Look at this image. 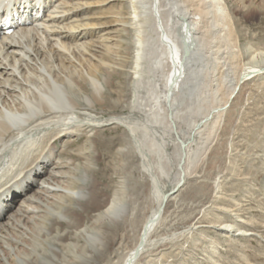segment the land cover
<instances>
[{
    "label": "bare ground",
    "instance_id": "obj_1",
    "mask_svg": "<svg viewBox=\"0 0 264 264\" xmlns=\"http://www.w3.org/2000/svg\"><path fill=\"white\" fill-rule=\"evenodd\" d=\"M108 1L129 3V21L100 15L104 0H0V9L12 17L30 12L24 26L0 36V264H68L72 252L62 247L71 245L67 235L87 246L81 250L87 258L80 257L86 264H97L94 254H109L110 230L90 228L84 213L94 215V225L99 218L115 224L125 222L129 204L117 192L105 201L94 174L76 161H98L100 144L112 141L103 131L114 125L131 132L130 149L140 158L155 202L121 263L138 264L164 240L154 235L168 203L210 148L244 83L264 75L263 63L239 64V38L225 0ZM126 34H133V75L146 89L134 96L141 120L95 112L110 94L104 86L112 88L110 78L118 74L107 57H119ZM210 37L215 50L207 47ZM207 54L220 61L202 87L198 63ZM252 56L264 59V52ZM230 64L239 70L229 86L221 68ZM214 224L228 238L253 233L241 224Z\"/></svg>",
    "mask_w": 264,
    "mask_h": 264
},
{
    "label": "rangeland",
    "instance_id": "obj_2",
    "mask_svg": "<svg viewBox=\"0 0 264 264\" xmlns=\"http://www.w3.org/2000/svg\"><path fill=\"white\" fill-rule=\"evenodd\" d=\"M225 2L233 15L239 38L242 55V63L239 64H264V59L252 56L254 52H264V0ZM104 3L106 5L100 7V15L116 14L129 21V3L120 4L108 0H104ZM216 29L212 32L215 33ZM132 31L130 29L127 34ZM127 34L123 36L119 57H107V60L114 64L118 74L110 78L113 79L112 88L104 86V93L110 92L106 95L105 103H97L95 108V112H100L99 116L107 119L120 114L140 120L144 117L133 105L136 90L146 94V89L139 87L133 75V34ZM212 39L210 37V40ZM209 42L208 49L212 47L215 50L216 40ZM229 46V52H234L235 48ZM223 49L225 50V47ZM219 61L214 55L207 54V57L198 63L203 69L202 87L207 85L209 79H213ZM221 69L227 74L226 79L230 86L239 69H235L231 64ZM263 76H257L244 83L223 124L213 133L210 148L197 163V170H191L192 176L188 177L184 188L168 203L164 220L159 226L161 228L158 227L154 235V238L160 237L164 240L146 251L138 260V264H264ZM215 84L214 81L213 85ZM210 88L211 85L207 88V94L213 93ZM213 125H210L211 128ZM122 127L114 125L105 128L103 134L106 138H112V141L111 144H100L98 161L85 156H81V159L78 156L76 161L78 167L87 168L94 174L98 195L103 194L105 201L117 192L129 204L125 222L109 224L110 221L99 218L95 220L94 225V215L89 214L90 212L84 213L83 219L87 218L90 228L98 226L102 230H110L109 254H94L93 257L98 259L97 264H121L128 252L138 243L141 229L155 208V202L149 193L148 178L141 169L140 158L135 150L130 149L133 143L131 132ZM81 144L86 143L81 141ZM174 147L169 145L168 152L173 153ZM167 186H173L171 179L167 181ZM226 222L235 227L241 224L244 231L252 233L253 230V233L236 236L237 239L232 236L228 238L225 232L217 229L215 231L214 223L219 225ZM190 225H194L193 229L189 228ZM67 240L65 243L71 245L62 247L72 252L68 264H86L80 258L88 256L81 251L87 248L85 244L82 247L83 240L72 235H67Z\"/></svg>",
    "mask_w": 264,
    "mask_h": 264
}]
</instances>
